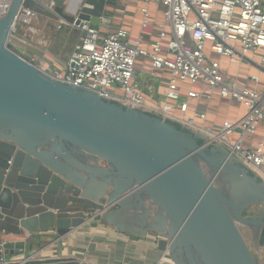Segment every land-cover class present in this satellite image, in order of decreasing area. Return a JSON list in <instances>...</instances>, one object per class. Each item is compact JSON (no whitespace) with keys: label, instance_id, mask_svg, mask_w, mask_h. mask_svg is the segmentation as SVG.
Listing matches in <instances>:
<instances>
[{"label":"water","instance_id":"1","mask_svg":"<svg viewBox=\"0 0 264 264\" xmlns=\"http://www.w3.org/2000/svg\"><path fill=\"white\" fill-rule=\"evenodd\" d=\"M119 1L11 0L0 18V262L32 254L40 235L60 240L96 219L132 234L125 221L142 219L134 235L160 236V261L178 264L179 253L202 264H258L238 230L264 226V183L249 167L172 122L62 83L9 44L21 9L51 31L58 23L100 29ZM44 38L31 42L47 48ZM151 207L161 229L146 223ZM250 207L259 217L242 216Z\"/></svg>","mask_w":264,"mask_h":264},{"label":"built area","instance_id":"2","mask_svg":"<svg viewBox=\"0 0 264 264\" xmlns=\"http://www.w3.org/2000/svg\"><path fill=\"white\" fill-rule=\"evenodd\" d=\"M10 3L11 0H0V18L5 16ZM142 3L143 29L150 23L148 5L160 8L163 17L157 38L148 49L142 46L141 37L131 39L123 27L102 36L97 28L79 29L73 24L71 28L82 30L83 34L66 62L59 70L48 72L49 75L68 86L201 136L206 148H224L264 183V133L256 146L242 145L259 127L264 129V89H240L235 82L227 81L220 70V59L243 65L249 55L258 57L264 70V0H142ZM33 20L35 15L28 10L21 9L16 15L20 26H30ZM16 28H12L14 36ZM207 51L218 59L211 60ZM140 58L149 62L152 77L157 71L167 73L163 107L160 101H154V96L147 97L139 90L135 80ZM35 64L44 69L42 62ZM248 80L256 85L259 78L250 76ZM181 84L188 85L184 97ZM214 92L242 105L245 109L242 118L208 128L195 122H204L205 114L185 117L190 101L208 102ZM174 109L181 116H176ZM234 135L238 138L233 141ZM36 255L34 252L18 255L0 264H33Z\"/></svg>","mask_w":264,"mask_h":264},{"label":"crops","instance_id":"3","mask_svg":"<svg viewBox=\"0 0 264 264\" xmlns=\"http://www.w3.org/2000/svg\"><path fill=\"white\" fill-rule=\"evenodd\" d=\"M117 5L120 9L114 10L111 8L109 20L105 22L103 28L98 29L100 34L104 36L119 27H123L127 30L131 39L136 40L141 37L143 39L142 46L148 49L149 44L157 38L158 25L163 22L160 8L148 5L150 23L146 29H143L141 9L144 4L142 0H120ZM59 26H61L60 23L55 24V31H51V27L47 26L46 21L39 18L33 26L35 30H41L39 35L35 33V30H29L32 26H26L25 31L21 28L19 34H16L14 38L15 50L35 63L42 62L47 72L59 70L83 34L82 30H75L71 27L64 28L63 26L58 28ZM41 35H44V37L52 36L49 40L43 39L47 48L44 47V44L36 46L31 42L32 39L35 41ZM54 36L59 40L52 46ZM236 47L238 48V46ZM207 52L211 60L218 59L213 53ZM259 63L260 59L253 55L247 56L243 65H237L226 58H222L220 59V70L227 81L235 82L240 89L249 87L263 90L264 70L260 68ZM148 70L149 62L143 58L138 59L135 81L139 86V90L145 96H154V101H160V106L163 107L166 104L163 95L167 90V73L165 71H157L155 77H152ZM250 76L259 78L256 85L248 80ZM180 88L184 97L188 90V85L181 84ZM172 112L176 116H181L176 109ZM244 112L245 109L242 105L222 98L217 92H214L208 102L204 100L190 101L185 117L194 118L195 114H205L204 122H195L197 125L212 128L221 125L224 121H238L242 118ZM263 133L264 129L259 127L255 135L242 141L243 147L256 146L261 141ZM237 138V135H234L231 139L234 141ZM82 160L85 165L91 168L98 167L92 160L87 158ZM100 165L105 167L104 164ZM81 173L89 177L88 173ZM96 179L99 183H103L101 178L96 177ZM109 191L111 190L109 189ZM147 204L148 202L145 201L144 206L148 208ZM155 210L157 209L151 207V216H153ZM131 213L137 216L141 215L137 211H131ZM125 222L127 226L132 227V234L118 233L114 228L96 219L83 229L60 240L56 239L52 233L40 235L36 237L33 244V251L37 254L34 257L35 261L33 264H50L64 261L78 264H171L167 261L169 259L167 255L165 256L167 260L160 261V252L156 247V241L160 240V236L147 232L145 238L139 237L134 234L136 232L140 233L141 230L145 229V226H142L143 223L139 225L132 224L129 220ZM260 228L262 232L264 226ZM260 245L264 247V244Z\"/></svg>","mask_w":264,"mask_h":264},{"label":"rangeland","instance_id":"4","mask_svg":"<svg viewBox=\"0 0 264 264\" xmlns=\"http://www.w3.org/2000/svg\"><path fill=\"white\" fill-rule=\"evenodd\" d=\"M36 23L35 20H33L30 24V26H34ZM34 24V25H33ZM23 29L25 31L26 29V26L25 25H22L20 26V29ZM22 30V31H23ZM46 32V31H45ZM47 34V32H46ZM57 36V35H56ZM47 36H45V39H46ZM52 37V36H50ZM55 37V36H54ZM51 39V38H50ZM47 40V39H46ZM58 38L55 37L54 40H52V46L54 44H56V42H58ZM14 39L13 38H10V41H9V44L12 46V48L15 50L14 48ZM139 83V81H138ZM140 84V83H139ZM201 165L203 166V168H206L204 167L203 163H201ZM234 182L236 183H240L238 182L237 179H234ZM261 209L263 206H260ZM260 207H250L249 209H247L244 213H243V217H247V212L248 211H253V214H251V216H254V217H259V214H260ZM238 230L240 232V234L242 235V237L244 238L248 248L250 249V251L252 252L253 256L255 257V259L257 260L258 264H264V247L261 246L259 244V241L257 240V235H259V232L261 230V228L258 230V232H256L254 229H251V227H247L241 223H238ZM254 233L256 236H254ZM256 237V238H255Z\"/></svg>","mask_w":264,"mask_h":264},{"label":"flooded vegetation","instance_id":"5","mask_svg":"<svg viewBox=\"0 0 264 264\" xmlns=\"http://www.w3.org/2000/svg\"><path fill=\"white\" fill-rule=\"evenodd\" d=\"M80 163L82 165H84L83 161H80ZM87 183H89V182L87 181ZM150 210H151V208H150ZM140 214L142 215L141 212H140ZM150 216H151V213L147 216V219H146L147 225L151 223V217H153V216H151V217ZM139 222L142 223V219L139 220ZM151 224L156 225L160 229L163 227V224H160V222H157V223L152 222ZM254 236H256L255 233H254ZM260 237H261V231L259 232V235H257L258 241H260ZM174 258L177 260L178 264H202V263L198 262L194 256L189 257V256H186L185 254L181 255L179 253H174Z\"/></svg>","mask_w":264,"mask_h":264},{"label":"trees","instance_id":"6","mask_svg":"<svg viewBox=\"0 0 264 264\" xmlns=\"http://www.w3.org/2000/svg\"><path fill=\"white\" fill-rule=\"evenodd\" d=\"M173 124V123H172ZM177 129H180V126H178L177 124H173ZM197 145H202L203 141L202 140H196ZM260 244H264V230L261 232V237H260ZM50 264H78V263H74V262H68V261H64V262H55V263H50Z\"/></svg>","mask_w":264,"mask_h":264}]
</instances>
